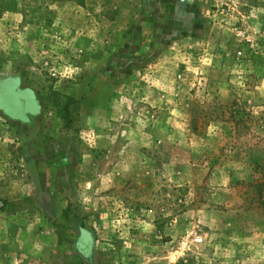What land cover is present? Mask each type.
<instances>
[{
  "label": "rangeland",
  "instance_id": "374dc122",
  "mask_svg": "<svg viewBox=\"0 0 264 264\" xmlns=\"http://www.w3.org/2000/svg\"><path fill=\"white\" fill-rule=\"evenodd\" d=\"M0 264H264V0H0Z\"/></svg>",
  "mask_w": 264,
  "mask_h": 264
},
{
  "label": "trees",
  "instance_id": "16d2710c",
  "mask_svg": "<svg viewBox=\"0 0 264 264\" xmlns=\"http://www.w3.org/2000/svg\"><path fill=\"white\" fill-rule=\"evenodd\" d=\"M61 109L59 110V115L65 119V120H69V109H68V106H62L60 107Z\"/></svg>",
  "mask_w": 264,
  "mask_h": 264
}]
</instances>
